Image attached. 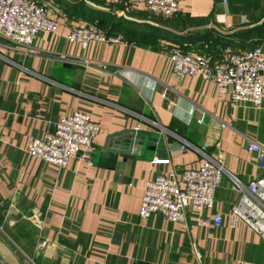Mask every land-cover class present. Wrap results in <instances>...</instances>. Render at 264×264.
<instances>
[{"label": "crops", "instance_id": "1", "mask_svg": "<svg viewBox=\"0 0 264 264\" xmlns=\"http://www.w3.org/2000/svg\"><path fill=\"white\" fill-rule=\"evenodd\" d=\"M37 1L57 18L58 33L40 34L33 53L0 39V241L20 264H264V239L245 224L229 225L239 192L228 177L215 197L220 228L201 225L213 219L210 211L188 212L184 224L139 216L146 182L201 165L195 153L178 150V139L221 157L245 186L262 177L247 147L264 148V100L260 108L232 103L201 77L179 80L169 56L184 51L215 64L232 49L264 52V0H177L180 13L170 19L123 2L84 0L162 35L156 45L115 35L120 43L85 50L66 39L84 22L61 11L59 0ZM76 112L100 126L88 160L71 159L60 171L28 158L31 138H44ZM132 130L159 143L150 151L136 145L130 157L106 150L121 140L113 139L117 134ZM167 158L171 165L152 164ZM0 264H6L1 257Z\"/></svg>", "mask_w": 264, "mask_h": 264}, {"label": "built area", "instance_id": "2", "mask_svg": "<svg viewBox=\"0 0 264 264\" xmlns=\"http://www.w3.org/2000/svg\"><path fill=\"white\" fill-rule=\"evenodd\" d=\"M119 2H123L128 9L143 8L163 19L180 13L177 0H104L106 6ZM59 26L57 18L50 16L49 10L37 0H0V39L28 53L34 52L33 47L40 34L56 35ZM66 39L84 50L91 43L121 42L98 26L86 23L73 29ZM169 57L171 71L177 79L201 77L214 85L219 96H228L232 103H245L255 108L262 106L264 52L260 47L229 54L227 59L215 64L202 56L179 51H174ZM193 111H197L194 106ZM151 125L157 126L153 122ZM54 127V131L42 139L31 138L27 149L29 159L50 164L60 171L67 168L71 159L79 156L89 159L93 142L100 134V126L89 115L76 112L60 119ZM178 141V150L195 153L202 158L201 165L195 169H184L181 173L172 168L146 182L139 209L140 218L159 214L171 223L184 224L188 212L202 215L210 211L214 212L213 219L210 222L203 220L201 225L211 224L220 228L223 214L216 208L215 197L223 178L228 177L239 192L237 204L227 214L230 227L236 229L238 225L245 224L264 239V148L252 142L248 145L247 152L257 156L263 175L245 186L225 170L221 157L213 158L185 140ZM152 164L167 166L172 164V160H154ZM47 245V241L41 244L43 247Z\"/></svg>", "mask_w": 264, "mask_h": 264}, {"label": "trees", "instance_id": "3", "mask_svg": "<svg viewBox=\"0 0 264 264\" xmlns=\"http://www.w3.org/2000/svg\"><path fill=\"white\" fill-rule=\"evenodd\" d=\"M58 3L60 4L61 11L67 14L71 19L75 21L81 20L93 24H101L100 28H103L110 37L121 35L124 40L129 42L143 41L152 45H156L159 42V38L162 36L158 29L150 27V25H136L134 28V24L132 23L116 19L115 17H111L104 12H100L97 9L95 10L94 8L89 7L84 0H59ZM139 29H148V31L146 33L141 31L139 32ZM228 46L231 47L232 44L228 43Z\"/></svg>", "mask_w": 264, "mask_h": 264}, {"label": "water", "instance_id": "4", "mask_svg": "<svg viewBox=\"0 0 264 264\" xmlns=\"http://www.w3.org/2000/svg\"><path fill=\"white\" fill-rule=\"evenodd\" d=\"M130 136V139H124V137ZM146 136L149 138V134L143 131H124L123 133L117 134L113 139L120 138V141L114 142L111 148L107 146L106 150L110 153H118L125 156H132L133 149L136 145H140L142 149L145 147L150 151L152 146L156 143L158 144V140L154 138H150L146 140ZM109 144V143H108ZM0 257L6 262V264H20L18 258L15 256L14 252L7 247L2 241H0Z\"/></svg>", "mask_w": 264, "mask_h": 264}, {"label": "rangeland", "instance_id": "5", "mask_svg": "<svg viewBox=\"0 0 264 264\" xmlns=\"http://www.w3.org/2000/svg\"><path fill=\"white\" fill-rule=\"evenodd\" d=\"M100 12H103V11H100ZM98 20H101V19H98ZM83 22H84V21H83ZM84 23H86V24H88V25L98 26L99 28H100V25H101V24H93V23H89V22H84ZM102 30H104V29L102 28ZM104 31H105V30H104ZM107 34H108V33H107ZM233 52H235L234 49H232L231 53H233Z\"/></svg>", "mask_w": 264, "mask_h": 264}]
</instances>
